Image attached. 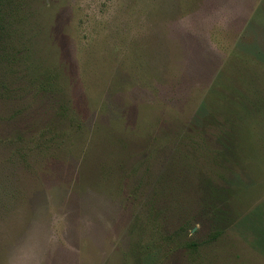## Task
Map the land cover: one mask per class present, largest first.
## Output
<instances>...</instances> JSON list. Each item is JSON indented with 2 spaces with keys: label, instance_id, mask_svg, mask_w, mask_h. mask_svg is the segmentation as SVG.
<instances>
[{
  "label": "rangeland",
  "instance_id": "rangeland-1",
  "mask_svg": "<svg viewBox=\"0 0 264 264\" xmlns=\"http://www.w3.org/2000/svg\"><path fill=\"white\" fill-rule=\"evenodd\" d=\"M13 3L74 123L55 93L0 103V264H264L244 219L264 208V0ZM213 89L253 116L228 227L206 212Z\"/></svg>",
  "mask_w": 264,
  "mask_h": 264
},
{
  "label": "trees",
  "instance_id": "trees-1",
  "mask_svg": "<svg viewBox=\"0 0 264 264\" xmlns=\"http://www.w3.org/2000/svg\"><path fill=\"white\" fill-rule=\"evenodd\" d=\"M20 12L14 7L13 0H0V103L22 101L28 94L37 97L40 93H55L59 96L56 100L57 119L73 125L71 108L58 84V74L41 66L40 50L31 43L32 37L25 30L28 24ZM210 93L212 98L209 101L207 97L205 101L208 109L205 123L215 130L216 149L207 153L204 159L209 172L206 212L214 224L228 227L235 217L240 216L232 209L235 210L233 203L238 187L250 171L244 132L245 124L249 123L246 122L248 116L249 119L253 116L247 98L232 97L233 100L223 106L218 95L220 92L213 89ZM244 215V219L264 218V208Z\"/></svg>",
  "mask_w": 264,
  "mask_h": 264
}]
</instances>
